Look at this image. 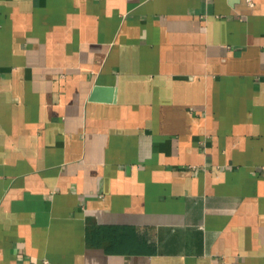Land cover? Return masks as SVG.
Returning a JSON list of instances; mask_svg holds the SVG:
<instances>
[{
    "label": "crops",
    "instance_id": "1",
    "mask_svg": "<svg viewBox=\"0 0 264 264\" xmlns=\"http://www.w3.org/2000/svg\"><path fill=\"white\" fill-rule=\"evenodd\" d=\"M252 3L0 0V264H264Z\"/></svg>",
    "mask_w": 264,
    "mask_h": 264
},
{
    "label": "built area",
    "instance_id": "2",
    "mask_svg": "<svg viewBox=\"0 0 264 264\" xmlns=\"http://www.w3.org/2000/svg\"><path fill=\"white\" fill-rule=\"evenodd\" d=\"M249 6H252L253 3H252V0H244Z\"/></svg>",
    "mask_w": 264,
    "mask_h": 264
},
{
    "label": "water",
    "instance_id": "3",
    "mask_svg": "<svg viewBox=\"0 0 264 264\" xmlns=\"http://www.w3.org/2000/svg\"><path fill=\"white\" fill-rule=\"evenodd\" d=\"M99 91H102V90H100V89H95L94 94H93V97H95V96H96V93H98Z\"/></svg>",
    "mask_w": 264,
    "mask_h": 264
}]
</instances>
